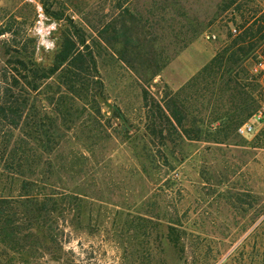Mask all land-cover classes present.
<instances>
[{
	"label": "rangeland",
	"instance_id": "rangeland-1",
	"mask_svg": "<svg viewBox=\"0 0 264 264\" xmlns=\"http://www.w3.org/2000/svg\"><path fill=\"white\" fill-rule=\"evenodd\" d=\"M222 2L0 0V88L5 100L26 102L16 128L0 122V169L23 140L36 150L26 175L4 169L14 185L0 182V195H16L26 179L29 199L57 207L12 264H261L264 145L256 142L264 121L248 135L228 127L216 142L189 140L173 120L177 131L151 117L155 104L175 98L184 127L202 135L247 121L249 105L264 103V68L253 70L264 65V43L231 77L191 81L231 40L235 23ZM255 2L264 13V0ZM67 36L95 62L84 90L72 94L58 74L28 90L15 59L48 65ZM31 116L53 123L49 154L27 137ZM151 118L167 126L165 143Z\"/></svg>",
	"mask_w": 264,
	"mask_h": 264
},
{
	"label": "trees",
	"instance_id": "trees-1",
	"mask_svg": "<svg viewBox=\"0 0 264 264\" xmlns=\"http://www.w3.org/2000/svg\"><path fill=\"white\" fill-rule=\"evenodd\" d=\"M229 8H231L230 15L235 23L237 33L233 35L230 30L229 37H231V40L228 45L203 65L199 72L192 77L191 81L202 80L210 85L215 83L216 78L223 77L225 74L231 77L234 67L238 65L239 62L248 59L251 51L264 43V13L259 14L261 11L260 4L255 2V0H223L221 10H227ZM45 11H47L48 14V8H46ZM237 18L239 22H236ZM15 63L29 73L23 75L19 68L14 67L15 71L22 79L21 83L25 87L27 86L28 90L37 91L45 80L58 74V76L61 77L62 84L65 85L72 94L77 95L84 90L87 80L86 75L89 74L92 69H95V62L91 54L83 53L78 50L75 41L70 36L62 39L58 45V50L55 52L48 65L39 66L30 61L29 64L31 68H27L26 61L20 58L15 59ZM12 80L13 84L19 82L15 77H13ZM6 93V90L2 92L0 88V122L5 123L7 121L13 128H16L21 121V113L23 112L24 103L26 102H18L16 97L12 100H10V98L5 100L7 99L4 97ZM9 96L13 97L14 94L11 95L10 93ZM177 102L178 101L173 98L170 99L166 105H163V107L159 103L155 104L157 108L156 111L159 115L151 117L162 118L167 126L169 125L172 129L176 130V126H174L172 122L173 120L176 125L180 127L183 137L189 140L211 139L219 142V135H223L224 138L227 137L228 129L226 128L233 127L236 131L237 126L245 122L243 120H238L233 122L232 126L224 122L212 132L201 135L199 128L197 130H189L184 127L182 120L185 114L182 113L181 107ZM256 109L252 105H249L244 112L246 119H249ZM165 111H167L168 114ZM31 117L30 123L25 122L26 125L30 127V132H27V137L36 143L45 153L49 154L53 150L52 144H56L58 141V137H56L57 134L55 131H52L50 127L53 123L50 121L49 116ZM152 118L149 125L151 132L165 143V140L168 138V136L164 134L167 126L165 125V129L155 128L157 125ZM257 140L258 142L256 143L258 146L264 145V130L258 134ZM28 145L29 144L25 143L23 140L19 148L10 154V158L7 161L9 166L4 169L13 177L16 175H26L27 170H24V167L28 164V158H34L33 155L36 153V150L27 147ZM3 153L4 152L1 153V158ZM4 169H0V182L5 180L4 188L7 187L12 191L14 184L12 181H9L12 177L6 176L4 179ZM30 184H32V182L24 179L16 195H0V264H12L14 255L20 257L18 253L23 251V239H27L32 234L31 230L38 231V229L41 228V220L45 216L42 214H45V211H48L49 214L57 209L55 203H52L49 209H46V204L37 206L34 201L35 199H29L35 198L33 193L29 194L26 192ZM260 228L263 230L261 232H263L264 235V218L261 221ZM253 260L254 257L251 258L252 262ZM260 263L264 264V258L260 260Z\"/></svg>",
	"mask_w": 264,
	"mask_h": 264
},
{
	"label": "built area",
	"instance_id": "built-area-1",
	"mask_svg": "<svg viewBox=\"0 0 264 264\" xmlns=\"http://www.w3.org/2000/svg\"><path fill=\"white\" fill-rule=\"evenodd\" d=\"M232 31L234 34L237 33V29L235 27H232ZM207 39H213L215 38L214 34L208 33L205 35ZM263 61L260 60L259 62L254 64L253 70L258 71L259 69H263ZM264 121V103L261 104L250 116V118L237 126L236 132L240 135H248L253 133L258 125H260Z\"/></svg>",
	"mask_w": 264,
	"mask_h": 264
},
{
	"label": "water",
	"instance_id": "water-1",
	"mask_svg": "<svg viewBox=\"0 0 264 264\" xmlns=\"http://www.w3.org/2000/svg\"><path fill=\"white\" fill-rule=\"evenodd\" d=\"M102 103L109 106V107L111 106V103L105 99L102 100ZM107 115H109V112H107Z\"/></svg>",
	"mask_w": 264,
	"mask_h": 264
}]
</instances>
